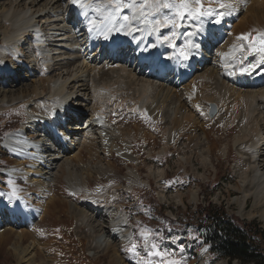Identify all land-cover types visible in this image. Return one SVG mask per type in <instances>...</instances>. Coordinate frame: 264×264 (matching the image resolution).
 <instances>
[{
  "label": "rangeland",
  "instance_id": "obj_1",
  "mask_svg": "<svg viewBox=\"0 0 264 264\" xmlns=\"http://www.w3.org/2000/svg\"><path fill=\"white\" fill-rule=\"evenodd\" d=\"M228 2H231L237 11L224 18L226 22H222V35L219 33L220 28H212L213 24L205 23L204 25L205 31H208L206 38L209 40L208 33L213 35V40L208 42L210 44L206 47L207 49L204 48L205 45L201 46L202 51L203 49L207 51L209 58V64L205 65V71L208 69L215 71L217 69L216 66H213L216 64L215 61L219 56L227 55L237 42L234 39L243 34H250L248 40L240 41H247L246 47L250 42H255L257 48L261 47L258 40L259 34L264 33V0H228ZM3 3L6 4L3 6ZM23 3L26 4L27 0L22 1L21 5ZM66 3L63 0L61 7ZM7 4L8 1L0 0V13L8 8ZM211 6L216 7L217 5L212 4ZM66 23H60L59 26L62 27L63 33L70 32L65 34V37L71 47L67 50L69 49L72 54L68 56L65 51L66 56H63L76 62L81 58V63L86 59L85 77L88 75V78L94 79L97 84L111 85L116 79L115 75L98 74L96 77L92 73L94 70L106 71L108 63L106 58L110 54L96 55L98 48L93 47L91 53L86 55L87 52L84 53L85 46L81 44V38H78L74 31L76 22L75 25ZM1 24L8 26L2 21L0 14ZM210 27L211 30H209ZM41 29L44 30V28ZM189 30L191 28L187 29V31ZM73 32L75 35H72ZM30 35L32 36L31 40L24 38L25 45L21 46L18 57L7 54L5 61L0 60V67L3 64H12L13 67V71L8 74L9 78H0V95L3 96L2 92L10 96L22 91H29L33 84L38 86L40 92L33 100L34 102L30 99V103L25 100L5 109L0 108V191L10 192L7 180L11 176L15 180V184L22 189L20 195L23 197V200L18 201L10 200L7 195L0 196V213L5 211L4 215H0L2 223L0 225V264H169L172 260H177L180 264H229L225 260L214 261L209 256L205 251L206 248L195 235V220L190 222L191 219L185 216L192 214L197 205L207 202L215 206L222 205L228 216L247 223L256 222L264 230V223L259 217L260 210L254 209L255 198L251 197L244 207H240L242 193L235 191L237 184H240L243 178L250 174L251 165H253L252 152L255 146L250 140V133L255 125V120L262 123L264 107L260 102L259 104L254 103L256 106H253L250 100L243 101L238 98L237 93L233 92V89H239L238 86L235 83H228L219 76L215 77L217 80L215 78L211 80L208 85L211 91L207 90V93L204 94H211V97H214L210 99L214 100L208 101L207 105L202 108H197L198 103H196L195 107L191 108V112L194 111L190 118L198 119L196 120L198 124L195 127L190 126L188 129L187 127L184 129L183 126L184 130L182 128L179 130L178 126L176 128V125L171 124L174 116L173 109L177 106L175 100L174 104L170 103L171 105L169 104L163 111L162 118L166 122L165 124H159V120L150 117L143 111H130L127 106L134 103L133 84L127 85L124 80L123 82L121 80L122 84L120 83L119 87L113 89V94L115 93L117 96L114 104L107 105L104 100L111 94L104 95L102 99L106 108L104 115L107 117L95 122V126L93 124L89 130L78 132V134H86L87 137L78 140L77 137L75 139L71 135L72 133L68 135L69 139L67 140L76 144L71 148L73 153H69L56 139H53L52 146L57 148L54 153L60 150L59 154L63 155L65 151L64 160L70 162L72 171L80 180L78 182L79 191L73 189V192L69 187L65 173L67 166H60V163L58 167L55 164L52 165L53 175L49 181L45 182L44 186L33 182L31 175L24 174L25 168L29 167L33 158L27 159L25 155H22L23 157L12 155L4 147V140L9 134L23 130L25 141L32 140V145L49 133L44 130H40V133L32 132L30 125L27 124L28 112L38 113L34 105L38 108L46 106L45 100L50 101V96H53L47 86L49 80L66 77L65 74L72 70V65L68 70L69 67L64 59L59 57L58 65L46 68L47 73H41L38 64L45 55V48L40 47L38 53L32 50L31 41L34 37L33 34ZM180 37L184 39L183 35ZM2 38L3 34L0 33L1 46ZM181 39L179 44L183 42ZM191 39L193 38L191 37ZM238 55L243 59L244 54L241 56L239 52ZM245 56L247 58L248 55ZM250 56L251 60L244 62V65L256 64L258 59L262 60L261 55L257 52L252 51ZM30 57L31 59H28ZM33 57H38L37 63ZM262 62L264 63V61ZM96 64L98 65L95 66ZM26 65H29L33 70L27 77L23 76L26 74V70H24ZM75 66L77 67L78 63H75ZM237 67H240L238 61ZM127 68L138 70L136 66L127 65ZM259 68L260 72L253 70L254 72L251 71L252 74L250 72L249 75H259V73L264 75V67ZM144 72H146L145 69ZM148 77V80L152 81V77ZM262 78L264 79V76ZM153 82L159 85V82ZM192 83V80L184 82L181 85L180 94L183 95L186 88L192 89L195 86ZM76 84L78 85V83ZM76 84L74 87L77 86ZM81 89L83 88L78 90ZM79 94L83 95V99L89 96L88 92L80 91ZM53 98L55 97L53 96ZM124 99H127L128 102L124 103ZM58 100L55 99L56 102ZM121 101L125 105L121 104ZM118 103H120V108L117 109ZM74 104L77 105L78 111L86 109L82 114L84 117L75 125H70L73 126L72 128H79L86 122L83 119H89L91 112L85 101L78 100ZM95 105L97 106L98 103ZM60 108L65 111L63 107ZM99 127H102L103 136L99 133L101 130L97 129ZM112 129L124 134L122 138L118 136L115 143L123 151H126L127 158L118 155L116 151L109 153L105 148L110 141L109 134ZM181 130L184 134L181 133L183 135L178 139ZM204 132L208 137L207 140ZM262 133H264V128L260 134ZM115 135H118V132H115ZM195 136H198L199 144L192 145L191 142L194 141ZM236 137L241 138L242 141L239 139V142H236L238 139ZM47 138L44 140L45 145L49 144ZM259 138L260 136L257 137V140ZM207 149H210V154ZM77 152L79 159L73 157ZM256 152L263 160L264 146H260ZM203 158H206L208 162L204 163ZM127 159L130 161H126ZM13 169L17 171L13 172ZM160 171L161 173H158ZM129 172L135 173L136 183L129 181L127 177ZM106 196L107 198H105ZM10 208H13L17 217L16 222L12 224L8 223L9 215L6 212ZM74 209L85 214L86 219H81L79 215H76ZM111 210L117 213L119 224H117V230L112 232L116 236L113 237L114 239L109 237L110 246L106 247L103 240L97 241L99 243L94 242V236L96 233L98 235L100 231L108 237L111 224L107 218V211ZM166 219H172L176 223L173 226L175 230L171 229V232L168 230L170 233L164 235L162 230L168 226ZM143 236H148L150 245L154 243L161 255H155L156 250L150 249V245L149 248L144 247ZM133 244L137 245L135 252L129 251ZM260 245L264 250L263 240ZM17 246L20 248L19 250H17ZM27 248L29 249L27 250ZM24 249L26 257L22 259L19 252Z\"/></svg>",
  "mask_w": 264,
  "mask_h": 264
},
{
  "label": "bare ground",
  "instance_id": "obj_2",
  "mask_svg": "<svg viewBox=\"0 0 264 264\" xmlns=\"http://www.w3.org/2000/svg\"><path fill=\"white\" fill-rule=\"evenodd\" d=\"M2 1L3 2L8 1V4H7L8 8H6V9L3 8L4 10L1 11V13H0L1 17H2V21L7 23L8 26H3L2 24L0 25V33L3 34V38H2L3 44H2V46L0 45V60L1 61H5V55H7V54H11L13 57H18V54L21 51V49H20L21 46L25 45L24 44L25 43L24 38L25 39L28 38L29 40H31L32 36L30 34H33L34 38H33V41H31L32 44L30 43L32 45L31 46L32 50H34L35 52L38 53L40 47L45 48V50H44L45 55L43 56L42 59H40V63L38 62L39 63L38 67H40L41 73H47L48 71H46V70L49 67H51V66L55 67L56 65H58L57 59L59 57H62V59H64L66 65L69 67V68H67L68 70L71 68V65H72V70L70 72H68L67 74H65L66 77H64L62 79H57V80H52V79L49 80V84L47 86L49 87V89L51 90L50 92L52 93V95L55 98H53V96H50L51 97L50 101L45 100V103L46 102L47 103H46V106H44L43 108H38V106L34 105V108L37 109L36 111L38 113L33 114L31 112H28V118H27L28 123L27 124L30 125L31 131L34 133H37V132L40 133L41 132L40 130H44V131H48L49 133L47 135H45L44 137L38 139L37 143L32 144V145H31L32 140H27L26 141L27 143H23V141H25V138L23 137V130L9 134L6 137V139L4 140V144H3L4 147L12 155H14V156L25 155V156H27V159L33 158L29 167L25 168L26 171L24 174H26L28 176L31 175L33 178L32 181L36 182V184H38L40 186H44L45 182L49 181L50 177H52L53 170H54V168H52V165L55 164L56 167H58V165L60 163V166L61 165L67 166L65 173H66V180H67L69 187L72 190L76 189L77 192L79 191L78 182L80 180H78L76 174L72 171V168L70 167V162H68V160H64L65 151H64L63 155H60L59 154L60 150H58L57 153H54L55 150L57 149L56 146L51 149L53 139H56V141H58V143H60V145L62 147H64L65 150L67 149V151H69V153H73L71 151V148H72V146H75L76 144L74 145V143H72V141L67 140V139H69L68 135L72 133L71 135H73L75 137V139L77 137L78 140L80 138L87 137V136H85L86 134H78V132L82 131L81 128H77V127L72 128L73 126L72 127L70 126L71 124L75 125V122H76L75 118L78 117L79 115L84 114L85 110H86V109H84V110L78 111L76 108L77 105H75L74 103H76V101H78V100H80L81 102H83V101L86 102V106L90 108V112H91L89 114V119H90V121H92V124H94V126H95V122H97L100 119H104L105 117H107V115H104L106 108L104 107L102 101L105 100L106 104L107 105L109 104L110 106H112L114 104V102L117 99V96L115 93L113 94V92H114L113 89L119 87L121 80H122V82L124 80V82L127 85L133 84L132 91H133V96H135V97L133 100L134 101L133 105H131L132 103H130V105L127 106V107H129V110L130 111H139V112L143 111L144 113H147L148 115H150V117L156 118L157 120H159V124H165L166 123L163 121V118H162L163 117V111H165V109L169 106V104L170 103L172 104V102L174 100L177 101V103H176L177 106L175 108L173 107L174 108L173 109V115L174 116H173V122H171V124L176 125V128L178 126L179 130L183 126H184L183 127L184 129L186 127L188 129V127H190V126L195 127L196 124H198V123H196V120H198V119L190 118V115L194 111L193 110L191 112V108H193V106L196 105V103H198L197 108H202L203 106L207 105L208 101L214 100V99H210V98L214 97V96L211 97V94H209L210 97L208 94H206V95H204V94L207 93V90L208 91L210 90L208 85L211 83V80H214V78L216 76L222 77L228 83H230L229 81L232 79V77L240 76L239 77L240 83H237L238 81L235 83V85H237L239 89L238 90L233 89V92L237 93V97L242 99L243 101L245 99L250 100L251 104H253V106H256V104H254V103L259 104V102H260V104H262V106L264 107V79L262 78L264 75H262L260 73H259V75H249V73L248 74L247 73L241 74L239 71V67H237L236 71L233 72L232 68H229L226 70L225 67L223 66L224 63L230 59L231 56H238L239 57L238 54L240 51L238 50V48L233 47L232 50L228 51L227 55L223 54L221 57L219 56L218 60L215 61L216 64L213 65V66H216V68H217L215 71H214V69H212L211 71H209V69L206 71L204 70L206 68V66L209 64V61H208L209 58L207 56L208 55L207 51L204 49L202 51L201 46L203 47V45H205L204 48L207 49L206 47H208V45L210 44L208 42L210 40H213V35H211L212 38L209 40L206 38V37H208L207 36L208 31L206 32L204 30L202 33H198L197 35L192 37L193 39H191L194 43H197L200 45V47L198 49L194 50V54L190 57V58L194 59V62L190 65V64H187L186 61L176 59L177 63L172 64L173 70L171 72V75L168 77L170 79L165 80V79H160L158 77H155V75L152 74L151 71H157L155 65H156L157 60L159 58L158 56L161 53H163V56H165L166 58H168L170 56L178 55V51L174 53L173 48L170 47L169 44L163 42V40H162V37L164 35H168L170 33L171 30L169 27H164V28L160 29L158 33H155V34H150V29H146L144 31L135 33V35L137 36V39H139L141 41L142 46L151 50V57H152V59H154V63L148 62V68H147V70L149 69L148 71L145 70L146 72H144V69L141 66L142 65L141 61H139L137 63L136 68L138 70L135 71V70H130L129 68H127L128 64H125L119 56H116V57L113 56L114 53L117 52L116 51L117 46L110 49V45L112 43H115L116 41L119 42L118 40L126 41L125 39L126 38H132L131 36H127L123 32L113 33L109 40H104V38L102 36L97 35L95 32L89 33L90 25H89L88 20L97 17L98 14L95 11L89 10V16H88V18H85V16L82 14L84 10L81 9L78 5H74L72 3V0H65L67 3L62 4V5H64L63 7H61V2L63 0H27V3L26 4L23 3L22 5H21V2L22 1L25 2L26 0H13V1L12 0H2ZM241 1H243V0H241ZM39 3H42V5H39ZM100 3H101V5L106 4L107 0H100ZM5 4L6 3H3V6ZM62 8H63V10H62ZM75 21L78 22V24H77L78 26L75 25ZM224 22H226V20H224L223 23ZM60 23L61 24L66 23L69 25L72 23V25L73 24L75 25L77 30L75 29L74 31L77 34V37L81 38V40L80 39L79 40H80L81 44H83V46H85L84 53L87 52L86 55L91 53V49L94 46L98 47V49H97L98 54H96V55H101V53H103V52H108V51L110 52V57L108 58V63L106 65V67H107L106 71H105L106 73L104 71L99 72L98 70H94V71L92 70L93 71L92 73L94 75H96V77L98 74H100V75H103V74L115 75L116 79L114 82H112L111 85L106 84V83L97 84L94 81V79H92V80L89 79L88 75H86V77H85V74L87 71L86 70L87 69L86 59L83 60V62L81 63V58L79 60H77V62L72 61L71 58H65V56H66L65 51L67 52L68 56H71L70 54H72V52H70L69 49H68L69 51L67 50V48H69L70 46L68 45V41L65 37V34L67 35L70 32L66 31V33H63V30L61 29L62 27L60 28V26H59ZM96 23L98 25L102 24V19H97ZM223 23H221V25L213 24L212 28H220L219 33L221 34L223 31L221 29V27L223 26ZM79 26L82 29H80ZM136 26L137 27H143V25H141L139 22H137ZM41 28H44V30H42ZM185 30H187V29L182 28L179 31L184 32ZM193 30L194 29L191 28V30H189V31H193ZM209 30H211V27ZM216 30H218V29H216ZM216 30H215V32H217ZM75 33L73 32L72 35H75ZM208 35H209V33H208ZM70 37H67V38H70ZM82 37H83V39H82ZM180 39H181V37H179V39H177V41H175V43L178 46H183L184 41H185V37H184V39H181V40H183L182 44H179ZM158 40H159V42H158ZM205 41H207V42H205ZM234 41L236 42L235 43L236 46L240 45L241 43H243L245 45L247 42V41L246 42H240L237 39H234ZM234 41L232 40V43ZM105 45H106V48L108 47L107 48L108 50H106V48H104ZM152 45H156V46L152 47ZM103 48H104V50H103ZM209 49H211V48H209ZM157 50H160V52L157 53ZM236 50H238V52H235ZM125 51L126 50H120L121 53L125 52ZM129 53H131V52H129ZM250 54H252V52H245L244 53V56L248 55L247 58L244 59V62H248V60H251ZM63 55H65V56H63ZM37 56H39V55H37ZM121 57H122V55H121ZM28 59H31V57ZM36 59H38V57L37 58L33 57V60L35 61V63H37ZM26 60H27V58H26ZM134 61L137 62L136 60H134ZM30 62L32 63V60H30ZM171 62L172 61L169 60L165 64L166 70L171 67ZM258 62L263 63L262 60H259V59H258ZM75 63H78L77 67L75 66ZM79 65H80V67H79ZM97 65L98 64H96L95 66H97ZM31 66H33V65H31ZM128 66H131V65H128ZM74 67H75V70H74ZM24 68H25L24 70H26V72H25L26 74H23V76H25V77H27L28 75L30 76L31 71H33V70L29 67V65L24 66ZM185 68L194 70L193 75L189 79H183L180 76V71L182 69H185ZM258 68L255 70L260 72V70H258ZM67 69H64V70L66 71ZM158 70L161 72L160 69H158ZM12 71H13L12 64H7V65L3 64L0 67V78L1 77L9 78L8 74H9V72H12ZM251 74H252V72H251ZM148 76L152 77V81L148 80V78H149ZM83 78H85V80H83ZM98 78H101V76L100 77L98 76ZM102 79H103V77H102ZM215 79L217 80V78H215ZM236 79H238V78H236ZM188 80H192V82H193L192 84H194L195 86H193L192 89L186 88V90H184L183 95H181L180 94L181 93L180 92L181 85L184 82H187ZM153 81L159 82V85L154 84ZM73 83L74 84L78 83V85L76 84L77 86L74 87ZM226 85H228V84H226ZM80 88H83V89L78 90ZM230 90H232V89H230ZM80 91L88 92L89 93L88 98L83 99V97H82L83 95L80 96V94H79ZM2 93H3V96H2V94L0 95V108L5 109L8 106L15 105V104H17L21 101H25V100H27L28 103H30V101H31L30 99H32V101H33L39 95L40 92H39L38 86H36V84H33L32 88L29 91L28 90L22 91V92H19L17 94H12L10 96H7L5 94V92H2ZM77 94H79V96H77ZM106 94H111L112 97L111 96L105 97V99L102 100L104 98V95L107 96ZM56 98L59 99L57 102L55 101ZM124 100H125L124 103L128 102L127 99H124ZM122 101H121V104H124V103H122ZM97 103H98V105L96 106L95 104H97ZM118 104L119 105H117V109L120 108V103H118ZM173 104H174V102H173ZM60 107H63L65 109V111L62 110ZM52 117H54V118L52 119V121H50V119ZM170 119L172 120L171 117H170ZM259 122H260L259 120H255V123H254L255 125L252 128V131L250 133L251 134L250 140H252L253 145H255L254 151L252 152L253 165H251L252 167L250 166L251 167L250 174H249V176L243 178V181L240 182V184H237V186L235 187V191L242 193V198L240 200V207L241 206L244 207L247 203V200L250 199L251 197L255 198L254 209L256 208V209L260 210L259 211L260 212L259 217H260L261 221L264 223V159L261 160L259 158L260 154H258L256 152V150L259 149L260 146H262V145L264 146V133L260 134V132L262 131V128H264V125H263L264 119H262V123L260 122L261 124ZM61 124H63V125H61ZM91 126L89 128L93 127V126L92 127ZM89 128H87L86 131L89 130ZM97 129L101 130L100 132L99 131L98 132L100 134H102V136H103L102 127H99ZM183 130L180 131V133H179L180 136L179 137L177 136L178 139H180L182 137L181 135L184 134ZM189 130H190V128H189ZM115 132H118V135H115ZM181 133H183V134H181ZM203 134L207 140L208 137H207L206 133L204 132ZM165 135H166V131H165ZM176 135H177V133H176ZM109 136H111V137H110V141L108 143L106 142L107 147H105L104 145L103 146L108 149L109 153L116 151V153H118V155L127 158L126 151H123L115 143V140L117 139V137L119 136V138H122L124 136V134H122L121 132H119L117 130L112 129L110 131ZM259 136H260V138L257 140V137H259ZM129 137H132V136H129ZM242 137H244V136H242ZM46 138L49 141L48 142L49 144H47V145L44 144V140ZM236 138H238L236 142H239V139H241L239 137H236ZM193 139H194V141L191 142L192 145L199 144L198 136H195V138H193ZM17 140L21 141V143H16ZM241 141H242V139H241ZM132 142L134 143V141H132ZM131 146H132V144H131ZM13 149H16L17 151H19L20 149H23V154L17 155V154H15ZM130 150L132 151V148H130ZM207 151L209 152L210 149H207ZM209 154H210V152H209ZM73 157L76 159H79V153L77 152ZM262 158H264V156H262ZM126 161H130V159H127ZM203 162L206 163V162H208V160H206V158H203ZM158 173H161V171ZM134 174H132V172H129V176H127L131 183H136L137 178L135 179ZM137 184H138V182H137ZM76 190H75V192H76ZM73 192H74V190H73ZM73 192L71 191V193H73ZM105 198H107V196ZM9 207H10V205L8 206V208ZM0 210H1V208H0ZM6 212L9 215V222L8 223L12 224V223L16 222L17 217L15 216V212H14L13 208L6 210ZM74 213L76 215H79L81 219H86V217H87L85 214L80 212V210L77 211L76 209H74ZM4 214H5V211H1L0 215H4ZM116 215H117V213L113 212L112 210L107 211V218L109 220V223L111 224V229L109 230L110 232L107 234L108 237L106 235H103V233H101L99 231L98 235L96 233L94 236V242L103 240L106 244V247L110 246L109 237L113 238L114 236H116L115 234H112V232L117 230V224H119L118 223L119 222L118 217ZM27 220H29V217H27ZM0 225H2L1 222H0ZM88 226L90 228L89 224H88ZM97 243H99V242H97ZM19 249L20 248L18 247L17 250H19ZM28 249L29 248H27V250ZM25 251L26 250L24 249V250H21L19 252L22 259H24L26 257Z\"/></svg>",
  "mask_w": 264,
  "mask_h": 264
},
{
  "label": "snow or ice",
  "instance_id": "obj_3",
  "mask_svg": "<svg viewBox=\"0 0 264 264\" xmlns=\"http://www.w3.org/2000/svg\"><path fill=\"white\" fill-rule=\"evenodd\" d=\"M74 5H78L83 9L85 18L89 16V10L95 11L98 15L95 18L89 19V33L95 32L102 36L104 40H109L113 33L123 32L127 36H131L134 41H139L135 33L150 29V34L158 33L164 27L170 28V33L162 37L163 42L169 44L173 48L174 53L178 51V55L170 56L169 59H177L187 61L194 54V50L200 47L199 44L194 43L191 37L202 33L205 23L219 25L227 16L233 15L237 9L228 0H107L106 4L101 5L100 0H72ZM216 4V7H212ZM97 19H102V24L96 23ZM139 22L143 27H137ZM192 28L193 31L180 32V29ZM183 35L185 41L183 46H178L175 43L176 39ZM250 34H243L237 37V40H248ZM211 33L209 39H211ZM255 40V38H254ZM159 42V40H158ZM258 43L261 47L257 48L255 42H250L247 47L243 43L234 48H238L241 56L245 52H257L261 55L264 61V33L259 34ZM156 45H152L155 47ZM147 51V48L143 49ZM114 54H121L120 51ZM244 56L241 59L238 56H231L228 61L224 63L225 69L232 68L236 71V63L239 62V71L241 74L250 73L258 67H264V63L244 65ZM7 135V134H6ZM16 143H21L17 140ZM23 143H27L23 141ZM15 154L22 155L23 149L17 151L13 149ZM17 171L13 169V172ZM7 184L10 188L9 193L0 191V196L7 195L9 199L23 200L20 195L22 189L15 184V180L9 176ZM145 240L144 247L149 248L150 241L148 236H143ZM137 245L133 244L129 251L135 252ZM150 249H155V255H161L159 249L154 243H151ZM207 251V249H205ZM169 264H180L177 260H172Z\"/></svg>",
  "mask_w": 264,
  "mask_h": 264
},
{
  "label": "trees",
  "instance_id": "obj_4",
  "mask_svg": "<svg viewBox=\"0 0 264 264\" xmlns=\"http://www.w3.org/2000/svg\"><path fill=\"white\" fill-rule=\"evenodd\" d=\"M190 222L195 220V235L214 261L225 260L229 264H264V230L256 222L247 223L228 216L222 205L209 202L199 204L192 214H186ZM162 234L175 230L176 221L166 219ZM170 230V232H168Z\"/></svg>",
  "mask_w": 264,
  "mask_h": 264
}]
</instances>
